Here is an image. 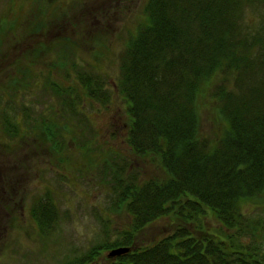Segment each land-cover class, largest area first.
Instances as JSON below:
<instances>
[{"label": "trees", "instance_id": "16d2710c", "mask_svg": "<svg viewBox=\"0 0 264 264\" xmlns=\"http://www.w3.org/2000/svg\"><path fill=\"white\" fill-rule=\"evenodd\" d=\"M69 5L50 2L30 30L69 15ZM144 12L125 44L115 84L74 62L76 47L66 39L59 54L67 63L49 67L59 80L48 72L44 82L59 105L34 124L53 156L71 159L67 143L75 140L79 156L97 160L86 104L107 108L119 97L128 116L123 140L130 155L99 151L97 165L110 175L114 207L130 222L66 264H95L119 247L129 251L106 255L107 264H264V219L243 210L251 202L264 205V0H147ZM6 23L0 18L3 37L12 28ZM32 63L20 67L25 82L19 87L32 78ZM210 102L212 126L205 132L203 108ZM3 123L13 138L21 130L12 119ZM134 156L156 163L160 173L141 178L132 169ZM36 203L38 230L48 234L55 204L49 193ZM207 217L216 225H206ZM160 219H168L169 233L137 245L136 234Z\"/></svg>", "mask_w": 264, "mask_h": 264}, {"label": "rangeland", "instance_id": "374dc122", "mask_svg": "<svg viewBox=\"0 0 264 264\" xmlns=\"http://www.w3.org/2000/svg\"><path fill=\"white\" fill-rule=\"evenodd\" d=\"M58 1L0 0V18L7 21L6 27L12 26L5 37L0 34V87L5 90L0 92V264H66L89 248L112 240L130 222L125 210L114 207L110 175L103 165H97L99 151L130 155L123 140L128 116L122 98H115L107 108L95 102L85 105L84 110L91 116L87 121L96 130L91 151L97 160L91 162L79 156L75 140L67 143V152L72 154L68 161L63 153L51 155L49 143L34 122L47 120L51 108L56 110L59 105L44 86L48 72L52 80L60 78L57 71H49L51 64L67 63V58L60 57L59 43L67 40L74 44V62L97 68V75L115 84L125 44L146 18L147 0H69V15L48 22L45 29L31 31L40 13L50 2L56 7ZM35 59L42 63L36 64ZM28 60L33 62L32 78L22 88L19 84L25 81L20 67ZM12 83L13 88H9ZM212 108V102L203 108L205 132L212 126ZM5 119L21 127L15 138L3 123ZM132 169L141 178L160 173L156 163L139 158ZM47 193L55 204V224L48 234H42L36 223L39 211L33 207ZM243 210L252 218L264 219V205L251 202ZM205 224L212 227L216 221L207 217ZM169 227L168 219L154 221L134 240L137 245L150 244L169 233ZM106 255H99L95 264H107Z\"/></svg>", "mask_w": 264, "mask_h": 264}, {"label": "water", "instance_id": "95a60500", "mask_svg": "<svg viewBox=\"0 0 264 264\" xmlns=\"http://www.w3.org/2000/svg\"><path fill=\"white\" fill-rule=\"evenodd\" d=\"M129 251V248L128 247H119V248H115V249H112L110 250L107 255L109 257H114V256H117V255H120V254H123V253H126Z\"/></svg>", "mask_w": 264, "mask_h": 264}]
</instances>
